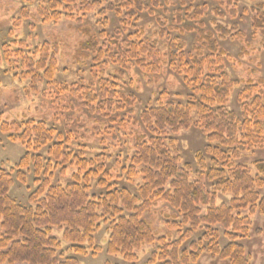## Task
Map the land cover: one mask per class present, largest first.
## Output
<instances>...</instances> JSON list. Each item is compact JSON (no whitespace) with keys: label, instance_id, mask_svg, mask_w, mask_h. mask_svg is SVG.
Returning <instances> with one entry per match:
<instances>
[{"label":"trees","instance_id":"obj_1","mask_svg":"<svg viewBox=\"0 0 264 264\" xmlns=\"http://www.w3.org/2000/svg\"><path fill=\"white\" fill-rule=\"evenodd\" d=\"M54 1L59 7L78 2ZM246 2L243 8L241 3ZM83 3L92 10L108 5L115 13L111 21L106 17L110 10H103L97 29L82 32L74 59L84 67L94 64L89 76L61 81L59 62L48 44L31 55L19 54L30 69L33 89L38 92L41 83L47 84L42 99L52 106L54 117L51 126L35 119L1 125V132L26 151L15 168L16 180L25 185L31 174L36 190L29 205L18 204L9 195L13 174L0 169V264H79L64 253L58 257L61 244L53 230L63 232L75 255L85 256L86 244L93 252L100 251L94 236L102 222L109 223L107 253L130 264H135V252L145 245H157L149 264H196L203 253L229 264H251L238 239L250 236L251 216L264 214L259 192L264 187V160L253 162L254 172L236 161L264 147V79L241 82L229 77L226 68L234 57L222 44L247 37L241 20L235 21L241 12L250 16L249 37H262L264 44V0ZM135 71L154 79L167 73L182 77L191 94L185 103L158 99L138 114L139 98L123 83ZM239 86L237 114L228 103ZM91 118L99 121L101 133L114 140L119 133L134 137L126 175L119 178L130 182L136 194L112 182L104 153L89 154L86 146L77 144L75 136L96 132ZM86 119L88 129L73 130ZM193 128L207 139L204 151L195 157L194 173L189 164L183 165L171 137ZM44 150L46 156L41 154ZM93 189L102 192L90 194ZM219 194L233 199L229 205L217 206ZM158 207L172 214L173 221L165 225L178 239L158 237L145 218ZM218 227L229 241L225 247L220 246Z\"/></svg>","mask_w":264,"mask_h":264},{"label":"rangeland","instance_id":"obj_2","mask_svg":"<svg viewBox=\"0 0 264 264\" xmlns=\"http://www.w3.org/2000/svg\"><path fill=\"white\" fill-rule=\"evenodd\" d=\"M84 1L78 0L77 3L69 7L64 3L62 7H59L54 4L56 3L54 0H0V169L13 174L14 184L9 195L21 205H29V196L36 190L34 177L30 174L25 185L16 180L15 168L26 151L22 145L14 143L8 135L1 132V125L3 123L11 124L14 121L22 122L35 119L37 121L44 120L51 126L54 111L52 106L42 99L47 84L45 82L41 83L38 86V92L33 89L32 77H28L30 69L26 67L23 58L19 57V54L31 55L36 49L48 44L50 53L55 54L59 62L60 73L58 78L61 81H70L78 75L84 78L89 76V67L94 64H89L86 67H84L85 63L78 65L75 60L76 51L79 43L84 38L82 32L86 29H97L96 24L103 19L102 11L108 10L110 7L106 5L92 10L89 9L88 4L83 3ZM88 1L92 2V0ZM58 2L63 3L62 0H58ZM247 4L248 2L241 3V6L247 8ZM53 6H56V8L54 9ZM106 17L114 21L115 13L110 10ZM80 20L82 21L79 23ZM240 20L241 30L247 37L242 41H228L222 44L223 49L234 57L233 62H230L226 68L227 73L233 80L241 82L264 79V44L262 37L259 39L249 37L251 34L250 16L247 13L241 12L240 19L235 21ZM110 32L113 31L110 30ZM247 39L249 43H245ZM245 46L246 49H244ZM54 50H56V53ZM95 69L92 68V70ZM134 73V76L132 74L126 75L123 78L125 79L123 83L127 82L128 91L136 94L139 98V103L136 106L138 114L140 110H144L146 106L155 103L158 99H162L163 102L185 103L187 96L191 94L190 88L185 85L182 77L167 73V75L159 74L154 79L153 76L144 77L136 71ZM39 74L42 75L43 72ZM131 78L134 80L128 82L127 79L130 80ZM240 90L241 86L234 89L228 103V109L237 114L240 113L237 102ZM165 93L166 95H163ZM76 116L77 114L73 118ZM96 120L92 118L89 120L91 123L93 122L96 132L91 130L87 135L75 136L77 144L86 146L89 154L104 153L107 169L113 177L112 182H119L120 186L125 185L136 194L133 186L129 185L130 182L126 181L125 178H119L126 175L124 169L129 166V157L134 153L131 149L134 144V137L122 136V133H119L118 138L114 140L111 134L106 135L99 131L100 124ZM89 121L86 119L77 122L73 126V130L76 131L77 129L79 133H83L85 128L90 127V125L87 126ZM171 137L174 138L176 148L181 153L183 165L189 164L194 173L197 170L195 157L197 152L204 151L207 145L206 136L200 129L193 128L180 131L175 135L172 134ZM41 154L46 156V151H42ZM257 160H264V147L253 149L236 162L250 167L254 172L252 164ZM56 182L55 178L52 183L55 184ZM101 192V190L93 189L90 194L98 195ZM259 192L261 197L264 198V187ZM232 199L233 197L229 194H219L217 206L229 205ZM243 215H247V213ZM145 218L151 222L158 237L178 239L179 235L165 225L167 221H173L172 219H174L172 214L165 208H155L148 212ZM251 220L253 226L250 236L245 239H238V242L245 247L246 256L251 264H264V214L258 212L251 216ZM177 221L180 222L178 219ZM218 228L222 235L219 242L220 246L225 247L229 241L224 237L223 229ZM53 236L61 244L58 257L61 253H64L65 258H77L79 264H130L121 256L107 253L110 238L109 223L102 222L100 230L94 236L95 245L100 251L93 252V250H90V245L86 244L87 255L85 256H77L73 253L72 244L63 239V232L59 229L53 230ZM201 236L202 232L195 234L193 240H198ZM189 245L190 242L186 243L185 247L188 248ZM155 252H157V245L143 246L135 252L137 256L135 264H149ZM59 260L63 261L62 259ZM196 264H229V262L213 258L208 253H203Z\"/></svg>","mask_w":264,"mask_h":264}]
</instances>
